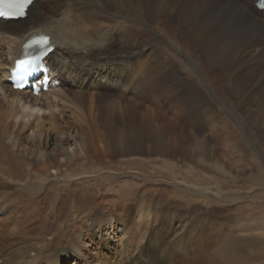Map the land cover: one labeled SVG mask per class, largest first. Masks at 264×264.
<instances>
[{
  "label": "bare ground",
  "instance_id": "bare-ground-1",
  "mask_svg": "<svg viewBox=\"0 0 264 264\" xmlns=\"http://www.w3.org/2000/svg\"><path fill=\"white\" fill-rule=\"evenodd\" d=\"M256 2L34 0L25 18L0 20L1 264H58L64 259L70 264H107L120 255L126 258L122 264H148L142 257L151 264H199L212 237L194 224L219 218L218 209L196 200L168 199L165 186L142 183L138 191L135 183L116 186L107 177L97 189L87 190L91 185H70L67 179L79 175L76 167L84 168L83 162L102 169L130 165L141 173L157 162L168 166V173L177 163L195 164L199 160L189 140L207 131L206 119L214 125V137L222 136V146L246 158V142L203 90L224 93L220 96L241 118L264 158V10ZM38 32L49 35L54 46L40 62L43 67L51 63V77L58 71L64 92L59 97L71 112L66 117L61 106L58 115H49L48 128L39 119L25 121L36 108L58 107V96L44 104L37 98L42 93L36 97L31 88L14 89L11 76L23 43ZM173 43L198 58L205 85L170 52ZM65 124L76 131L72 142L78 151L75 147L69 153L64 147ZM34 175L47 186L26 187L25 178ZM54 176L63 178L62 187L55 186ZM178 185L193 188L184 180ZM136 204L143 206L139 215L133 212ZM134 215L139 219L132 223ZM120 221H131V237H147L135 253L128 251L132 240L98 258L81 251L84 239L100 234L101 241L103 230ZM159 251L163 255L157 263Z\"/></svg>",
  "mask_w": 264,
  "mask_h": 264
},
{
  "label": "rangeland",
  "instance_id": "rangeland-1",
  "mask_svg": "<svg viewBox=\"0 0 264 264\" xmlns=\"http://www.w3.org/2000/svg\"><path fill=\"white\" fill-rule=\"evenodd\" d=\"M148 26L149 28L163 34L156 25L148 24ZM169 50L176 56L175 58L178 62L183 64L189 74L195 77L200 84L202 83L205 85L204 76L200 72L199 60L197 57L192 56L187 50L182 49L181 46L176 43H173ZM169 50L166 51L169 52ZM49 59H51V55L47 61ZM48 64L51 65L49 61ZM54 73H56L55 77H51V75H48L49 73L47 74L50 76V81L55 78L54 82H50L49 85L47 84L46 90H43L42 87H40L35 93V96L37 97V95L42 93L37 98H42L41 100L44 104H46L49 99H55L58 96L55 99L58 102V107H42L40 109L36 108L32 110L30 119H28L29 121H25V124H29L39 119L43 121L45 127L48 128L50 127L48 123L49 115L51 113L58 115L61 106L65 108L66 117H70L71 112L65 107L67 103L62 101L59 97L64 94L61 89V78L58 75V71H54ZM56 78H58L59 82ZM203 93L208 99H212L211 101L213 104L215 103L218 106L217 108L226 114L227 118L229 120L231 119L230 121L235 125V130L244 139L247 148L250 149L248 150L250 155L246 158L240 157L235 148H228L229 145L228 147L224 145L222 146V144H224L222 143V136L215 134L216 136L214 137V133L212 134L211 132L214 130V125L211 123L210 119H206L205 122L208 124L207 131L196 137L195 140H189L192 148H194L197 153L196 157L198 158L196 159L199 160V162H196L195 164L193 161L188 164L177 163L176 166H170V170L173 172L168 173L169 167H160V162H157V166H154L153 168L151 167L150 169H147V172L141 173L136 169H129L130 165L116 167V169H102L95 164L86 165L83 162L80 167L82 168V166H84V168L81 170L74 166L78 170L77 173L79 175H74L67 180L69 183L70 180H72L70 185H76L74 184L76 183L75 181H77L78 184L79 182H83L82 184L84 186L91 185V187H86V189L89 190L92 189V187L97 189V183L102 178L105 179L108 177V179H110L112 177L116 186L117 184L122 185L123 181H128L137 184L138 191L141 190L142 183L146 184L145 186L152 188L162 187L165 189L166 187V189L169 190L166 193V198L168 199H172L171 197H173L178 201H183L184 199L196 200L200 205L207 207V209H210V207L213 206L221 212L219 218H207L204 221H199L200 225L194 224L195 228L199 231H210L209 235H207L212 237L209 239L210 245H205L206 247L203 245L201 247V250H203V247L206 249L201 253L199 264H264V158L261 157L250 134L247 133V128L241 118L238 119V116L232 111L233 107L225 103L226 97L220 96L224 93L215 92L216 95H214V91L212 90L210 93L203 90ZM207 93L209 96L210 94L213 95L209 97ZM60 118H62V115H60ZM23 120V118L21 120H16L17 126L23 122ZM65 128L67 131L68 142L64 147H67L69 153L72 152L75 147L78 151L79 146H76L75 143L72 142V139L75 140L77 138L75 129L72 130V128H68L66 124ZM26 129L27 127L23 128L21 131L25 132ZM51 133H53V131H51ZM95 146L97 147L96 144ZM81 153L79 156H82L83 153ZM261 165L262 167H260ZM52 173L55 175V172ZM37 177H35V175L26 177L24 181L25 186L26 183H28V188L30 190L34 187H38L40 183H42L43 186H47L44 180H39ZM51 178L52 177H49V179ZM53 179L55 180L53 181L55 182V186L58 188L62 187V184H64L62 177L58 178V176H54ZM182 180H184L185 186L191 187L190 184H193L194 186L192 185V187L197 189V191H192L193 188L184 189V186H177ZM181 189H183V191L185 190L184 194L178 192L177 195H170L174 190ZM216 191L218 192L217 194ZM100 193L97 195L98 201L102 200V193H105V189ZM132 207L133 212H138V215L139 210L143 208V206L138 204L132 205ZM74 213L75 212H73V214ZM138 215L133 216L134 221H132V223L139 219ZM148 218L153 224L154 220L152 219V213ZM132 223L131 221L115 222L113 224L114 227H109L108 230H103V239L101 241L100 234H96L95 238L84 239L83 241H85V243L83 244L81 251L89 252L92 258L95 256L98 258L102 255L101 252H106L108 249L114 250V248L119 250L120 248H124L128 241L132 240V242H134L132 243L133 246H131L128 251L135 253L134 250L137 246L144 245L147 237L139 236L140 234H136V237H131L132 235L130 236L129 234L131 233L130 227L132 226ZM140 232H142V229H140ZM84 233L86 234V232ZM158 253L156 259L157 263L160 262L163 255V252L159 251ZM142 259L148 264H151V261H147L146 257H142ZM2 260L3 258H0V264L2 263ZM125 261V255H120L117 262H112V260L110 262V260H108L107 264H122ZM68 263L69 260L64 259L58 264Z\"/></svg>",
  "mask_w": 264,
  "mask_h": 264
},
{
  "label": "snow or ice",
  "instance_id": "snow-or-ice-1",
  "mask_svg": "<svg viewBox=\"0 0 264 264\" xmlns=\"http://www.w3.org/2000/svg\"><path fill=\"white\" fill-rule=\"evenodd\" d=\"M34 0H0V17H23L26 11L33 4ZM48 38L46 36H37L31 40L30 44L25 47L37 49L33 53H24L23 58L17 59L14 74L21 80L37 70L38 62L45 54L48 46ZM17 87H23L17 84Z\"/></svg>",
  "mask_w": 264,
  "mask_h": 264
}]
</instances>
